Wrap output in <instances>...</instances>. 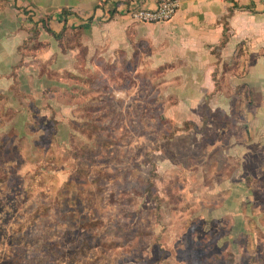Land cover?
I'll return each instance as SVG.
<instances>
[{"label":"rangeland","instance_id":"rangeland-1","mask_svg":"<svg viewBox=\"0 0 264 264\" xmlns=\"http://www.w3.org/2000/svg\"><path fill=\"white\" fill-rule=\"evenodd\" d=\"M21 17V53L31 62L52 38ZM55 43L64 55L57 66L72 73L37 58L41 78L21 62L18 82L0 87V159L10 155L21 180L0 204V264H264V154L251 146L244 171L237 156L243 129L259 122L257 91L247 105L237 92L229 98L231 118L200 107L201 133L170 140L173 129L197 131L177 127L186 117L171 94L177 81L163 80L147 57L93 59L79 29ZM242 67L223 66L231 77H215L216 88L233 87ZM70 181L82 186L65 190Z\"/></svg>","mask_w":264,"mask_h":264},{"label":"crops","instance_id":"crops-1","mask_svg":"<svg viewBox=\"0 0 264 264\" xmlns=\"http://www.w3.org/2000/svg\"><path fill=\"white\" fill-rule=\"evenodd\" d=\"M0 1L3 2H0L1 88H11L18 82L17 73L21 71V62L31 63L34 69V61L38 58L44 62L50 61V69L55 71L68 69L66 66L60 67V62L57 63L59 55L63 54L59 50H51L54 49L53 45L56 47L55 39L42 27V19L49 16L47 25L55 32L61 30L64 21V33L69 32V29H79L82 45L93 59L96 54L100 59L112 54H123L126 60L144 61L147 57L154 69L164 72L163 80L178 82L171 94L184 100L181 108L186 117L177 126L172 116L168 117L164 111L163 115L178 128L187 123L197 131L193 128L182 129L171 139L178 134L179 137L187 135L192 138L193 133H201L204 118L202 112H198L200 107L207 108L210 113L219 111L231 118L233 108L229 98L233 99L236 90L243 84L252 93L256 90L261 101L257 107L261 108L257 115L259 122H256L257 117L253 114H248L247 122L254 117L250 125L264 129V0H238L234 8L229 0H177L179 7L174 16L169 21L159 23H138L129 18V12L136 8L154 9L158 0ZM62 9L67 11L66 16L61 14ZM20 15L27 16L29 21L34 18L31 23L42 28H38V36L42 31L52 38V42L41 40L51 47L35 53L31 62H25L23 55L18 53L19 47L23 46L28 37V32L21 26L23 20ZM238 48H242L245 55V73L234 78L236 81L233 87L229 85L230 88L217 89L215 77L230 80L231 76L222 75L220 69L233 63ZM52 57L56 58L55 62H51ZM71 57L68 63L70 68L73 65L72 54ZM35 69V79L41 78ZM56 89H49V92L56 95ZM0 93L5 92L0 90ZM227 104H230L231 109H228ZM250 125L240 135L241 154L237 156L241 161V171H244L251 146L256 144L259 154H264V133L254 136ZM230 147L227 156L234 157L235 146L231 144Z\"/></svg>","mask_w":264,"mask_h":264},{"label":"trees","instance_id":"trees-1","mask_svg":"<svg viewBox=\"0 0 264 264\" xmlns=\"http://www.w3.org/2000/svg\"><path fill=\"white\" fill-rule=\"evenodd\" d=\"M238 1V0H237ZM237 1L235 0H229V3L232 4V8L236 7V3ZM61 14L66 16L67 14V11L62 9L61 10ZM49 16L47 17H44L41 21V23L43 24V29L44 31H46L48 34H50L55 40H58V41H61L62 39V36L64 34V30L66 29V25H65V21L63 23V27L61 28L60 31L58 32H55L53 31L47 24H48V20H49ZM23 46L19 47V52L21 53V51L23 50ZM22 55V53H21ZM245 63V55H244V52L242 50V48H238L237 49V52H236V55H235V58L233 60V65H235L236 68H243V64ZM238 96L242 98V101L241 103H243L242 105H244L246 103H248V98H249V88L247 87V85L243 84L241 85L239 88H238ZM241 111V110H239ZM159 119H162V116L161 114L158 115ZM166 122V121H165ZM246 127L243 129L244 131H246ZM180 129H173V132H170L169 135L165 136L164 138L166 139H171L173 137V135L179 131ZM5 137V140L9 139L10 136L8 135H4L3 138ZM4 141L0 142V147L2 145H4ZM77 160V159H75ZM12 161V158H10V155L8 154H5V159L4 160H1L0 159V204H3V203H7V200L9 197L13 196V197H16L19 193L18 191V188L20 187V181L19 179L17 178H14V176H11L13 175L12 174V167L9 166V162ZM78 165L79 166H82L84 168L86 167H90V165H87L86 163H83V162H78ZM72 181V179H71ZM66 182V184L64 185L65 187V190L67 189H70V187H73V186H76L77 183H78V186H82V182H74V184H71L72 182ZM6 205H4L5 207Z\"/></svg>","mask_w":264,"mask_h":264},{"label":"built area","instance_id":"built-area-1","mask_svg":"<svg viewBox=\"0 0 264 264\" xmlns=\"http://www.w3.org/2000/svg\"><path fill=\"white\" fill-rule=\"evenodd\" d=\"M178 7L177 0H159L154 9L136 8L129 12V17L140 23L166 22L174 16Z\"/></svg>","mask_w":264,"mask_h":264}]
</instances>
